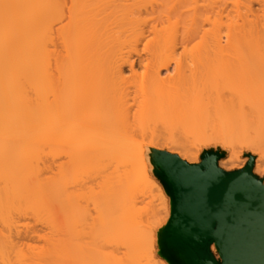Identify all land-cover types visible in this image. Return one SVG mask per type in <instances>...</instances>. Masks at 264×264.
Here are the masks:
<instances>
[{
	"label": "bare ground",
	"instance_id": "obj_1",
	"mask_svg": "<svg viewBox=\"0 0 264 264\" xmlns=\"http://www.w3.org/2000/svg\"><path fill=\"white\" fill-rule=\"evenodd\" d=\"M203 2L202 10L198 0H0V264L71 263L66 246L77 226L85 233L76 236L86 245L80 242L83 264H158L155 229L167 222L153 207L152 224L137 210L146 201L141 187L155 186L161 195H152L161 199L154 207L170 213L149 174V162L157 170L161 163L154 139L166 132L155 121L197 135L217 122L208 128L216 139L264 140L260 87L247 97L224 96L209 82L264 79V10L254 14L251 3L232 1L226 13L227 0ZM152 123L164 132L155 136ZM169 131L168 146L180 136L197 140ZM212 136L198 139L204 144ZM78 176L85 184L95 178L96 190L75 185ZM69 184L85 198L90 188L87 204ZM53 213L55 221L64 219L57 225L63 229L57 231ZM54 233L57 240L70 237L60 236V244ZM102 242L125 248L123 257L103 253Z\"/></svg>",
	"mask_w": 264,
	"mask_h": 264
},
{
	"label": "water",
	"instance_id": "obj_2",
	"mask_svg": "<svg viewBox=\"0 0 264 264\" xmlns=\"http://www.w3.org/2000/svg\"><path fill=\"white\" fill-rule=\"evenodd\" d=\"M219 159L208 153L190 164L160 153L158 175L172 200L161 244L173 264H264V181L253 174L255 158L234 172Z\"/></svg>",
	"mask_w": 264,
	"mask_h": 264
},
{
	"label": "rangeland",
	"instance_id": "obj_3",
	"mask_svg": "<svg viewBox=\"0 0 264 264\" xmlns=\"http://www.w3.org/2000/svg\"><path fill=\"white\" fill-rule=\"evenodd\" d=\"M199 1V3H198V6L203 10V5H204V2H203V0H198ZM222 1H226V0H222ZM228 2V4H227V7H226V13L227 12H230V11H232L233 9V6H232V1H239V2H241V3H244V4H249V3H251V6H252V10H253V12H254V14H258V13H260L261 11H263L264 9V7L263 8H261L262 7V4H261V7H260V2H259V0H258V2H256L255 0H227ZM261 1V0H260ZM263 1V0H262ZM183 11H187V9L188 8H181ZM262 9V10H261ZM261 10V11H260ZM225 13V16L227 15ZM263 13V12H262ZM261 14V13H260ZM226 21V20H225ZM224 21V22H225ZM209 28V27H208ZM193 45H190L189 46V49L192 47ZM209 82H211V84H213V86L215 87V89L217 90V91H219V94L220 95H224V96H228L229 94H230V92L231 91H237L238 92V94L240 95V96H243V97H247V96H249L250 95V93H251V89L253 88V86H255V85H258L259 87H260V89H261V91H263L264 92V79L263 78H259V79H215V80H211V81H209ZM132 85H134V84H132ZM167 119H164V121H166ZM157 121V120H156ZM156 121H155V123L154 124H156V126H158V127H162L163 129L165 128V130L164 131H166L167 133H168V136H169V134H170V131H169V129H171V130H173L174 132H175V134H177L176 132L177 131H175L174 129H176V130H179V132L181 131H186L185 133H187L188 135H190V136H194V135H196V139L197 140H201L202 138V136H199L200 138L198 139V135L199 134H202V133H204V136H206V135H210V137H211V135H213L212 137V139L210 138L209 140H208V143H204V144H202L203 142H198L197 140L194 142L193 140H191V139H189L190 137L187 135V136H185V134H184V132H182V134H177V136L179 137V135H184V137H189V138H187V139H185L184 140V138L183 137H181L180 136V138H179V140H177V142H175L176 141V139H175V141H173L172 139L173 138H171V136L173 135V131H172V135L170 136V140H172L171 142H174V144L172 143V144H170L169 146H168V142H165V139H163V138H165V136L164 135H167V133L165 134V133H163V136L162 135H158V138H160L161 137V139H159V140H157L156 138L154 139V140H156V142L157 143H159V146H160V150L162 151V152H165V153H169V154H173V155H177L178 157H180L182 160H184V161H186V162H188V163H190V164H200L201 162H202V160H203V157L206 155V154H208V153H217V154H219L220 155V159H219V162H218V166H219V168H221L222 170H224V171H226V172H234V171H237V170H240V169H243L245 166H246V164L248 163V161H249V158L250 157H254L255 158V165H254V168H253V174L256 176V177H258L259 179H261V180H263L264 181V140L263 141H258V142H252V141H248V142H239V141H236L235 139H233V138H228V137H225V138H221L220 137V139H216V136L214 137V134H212L213 133V131H211L212 133H210V130H213V129H211L210 127H212V124H215L216 125V123L217 122H215V123H212L211 124V122L209 123V125L211 124V126H209V125H207L206 127H208V128H206V129H202V133H200V132H198L197 131V133H198V135L194 132L193 133V131L192 130H187V129H189V128H185V129H183L182 127H185V126H183L182 124V126H181V130H180V124L179 123H176V124H178V126H179V129H178V126L177 125H175L174 127H172V126H170L169 124L170 123H168V124H166L165 125V123H163V121H162V119L160 120V121H162L161 123H156ZM160 121H158V122H160ZM152 123V127H153V130H154V132H153V130L151 129V127H150V125H149V129L154 133V135H155V132H160V130L161 129H157V127H155L154 126V124ZM163 123V124H162ZM174 123V122H173ZM172 123V124H173ZM171 124V125H172ZM218 124V123H217ZM171 127V128H170ZM217 126H215V130L216 129H218V130H216L219 134H221V132H219V130H220V128H216ZM154 128H156V129H154ZM168 131H167V130ZM159 130V131H158ZM214 130V131H215ZM162 132H164L163 130H161ZM191 133H190V132ZM200 131H201V129H200ZM204 131V132H203ZM215 131V132H216ZM224 131V130H223ZM216 132V133H217ZM134 133H137V131H135ZM138 133H140L139 131H138ZM151 133V132H150ZM150 133L148 134V135H150ZM210 133V134H209ZM218 133H217V136H218ZM227 133V132H226ZM158 134H160V133H158ZM162 134V133H161ZM135 135H137L136 137H140L139 136V134H135ZM155 136H157V134L155 135ZM174 136V135H173ZM149 137V139H151V138H154V137H150V136H148ZM174 137H176V136H174ZM178 137H177V139H178ZM208 138H209V136H207ZM219 137V136H218ZM194 138V139H195ZM140 139H141V137H140ZM149 139H147L148 141L147 142H149ZM166 139H167V137H166ZM189 139V140H188ZM204 139V138H203ZM203 139H202V141H203ZM163 140H164V142H163ZM207 140V139H206ZM210 140H211V142H210ZM181 141V142H180ZM205 141V140H204ZM163 143H165V144H163ZM162 144V145H161ZM166 144H167V146H166ZM164 145V146H163ZM145 150H146V154H147V147L145 148ZM61 159V161L63 162V160H64V158H60ZM60 159H59V161H60ZM63 159V160H62ZM60 161V162H61ZM57 162H58V160H57ZM57 162H56V164H57ZM60 162L58 163V164H60ZM61 162V166H62V164L65 162V160H64V162L62 163ZM66 163H67V161H66ZM55 164V165H56ZM54 165V166H55ZM153 164H151L150 162L148 163V166H149V174H150V176H152L153 178H154V180L156 181V183H157V185H159L160 187H161V189L163 190V192L165 193V195H166V197H167V199H168V209H169V211H170V213L168 214V215H170V216H168L167 214H165L164 212L165 211H161V210H163V206L161 205V207H160V211H159V209L158 208H155L157 205H159V203H160V197L161 196H159V198H158V196L155 198L154 196H155V194L157 193V195H161L160 194V191L159 192H157L158 190H156L157 188H154V187H152V189H150L151 187H149V191L151 190V193L146 189V187H145V190H144V188H142L141 187V189H143L142 191H145L144 193L141 191V193L138 195L139 196V199H140V201H141V197H143L142 199H144L145 197V200L147 201H144V203H142V204H140V202L139 201H137V202H139L138 204H137V208L139 207V209H137L138 211L140 210L141 211V208L143 209V211L142 212H140L139 211V213H146V216H149V217H147V222L149 221L150 222V224H152V222H156L155 220L157 219L158 220V218H156V217H152V215H153V213H152V215L150 214V215H147L148 214V211L150 210L151 212H152V208L151 207H153L156 211H157V213H159V218H161V219H163V218H165V220H166V222H167V224H166V227H167V225H168V223H169V221H170V218H171V212H172V200H171V197H170V195H169V192L167 191V189H166V187H165V184H164V182L161 180V178L159 177V175H158V173L160 172V169H158L157 170V167L155 166V165H153ZM67 166L69 167L70 166V164H68L67 163ZM66 166V167H67ZM58 167V166H57ZM56 166L54 167V168H57ZM63 167V166H62ZM71 167V166H70ZM156 167V168H155ZM59 168V167H58ZM64 168V167H63ZM54 170V169H53ZM57 171H58V169H57ZM54 172H55V170H54ZM54 174V173H53ZM95 174V173H94ZM92 175V174H91ZM90 175V176H91ZM81 176V175H80ZM80 176H78V179L76 180L77 182H73V181H71V182H73V183H75V185H76V183H77V185L79 184V182H81V181H84V180H81V179H79V177ZM88 176V175H87ZM57 177V176H56ZM85 177V176H84ZM83 176H82V179H86L87 177H85L84 178ZM89 177V176H88ZM92 177H93V175H92ZM92 177H91V179H92ZM95 177V176H94ZM90 178V177H89ZM89 178H87V179H89ZM57 179V178H56ZM55 179V180H56ZM74 179V178H73ZM91 179H89L88 180V186H86L87 188L88 187H90V186H92L93 184L91 183L90 184V182H93L94 184H95V178L93 179V180H91ZM75 180V179H74ZM79 180H81V181H79ZM97 180L98 179H96V182H97ZM87 180H85V182H86ZM55 182V181H54ZM57 182V181H56ZM69 182V181H68ZM70 183V182H69ZM71 184L72 185V187L74 186V184ZM85 184L84 182H81V184ZM83 184L82 185H80V186H78V187H82L83 186ZM85 184V185H86ZM90 184V185H89ZM70 185V184H69ZM71 185H70V188H71ZM84 185V186H85ZM55 186H57L56 184H55ZM95 187H97L96 185H94ZM94 186H92V188H91V191L93 192V190L92 189H94L95 187ZM76 187V190H77V186H75ZM94 187V188H93ZM147 187V188H148ZM83 188V187H82ZM153 188H154V192L152 191L153 190ZM72 189V188H71ZM84 189H85V187H84ZM64 190H67V188H65ZM74 190L75 189H72V191H73V193H75V192H77V194H80V193H82V191H83V189H81V191H80V188H79V191L80 192H78V191H76L75 190V192H74ZM95 190H96V188H95ZM85 191V190H84ZM155 191H156V193H155ZM55 192V191H54ZM57 192H58V190H57ZM56 192V193H57ZM70 192H71V190H70ZM88 192V193H87ZM87 192H85V194H86V198L83 196V194L80 196V195H76V194H74L75 196H77L78 197V199H77V201L80 203V201L83 199L84 200V198H85V202H86V204H87V201H88V199H87V196H88V194L90 195V196H88V197H91V193H89L90 192V188H89V190L87 191ZM67 193V192H66ZM69 193V192H68ZM84 193V192H83ZM150 193V194H149ZM152 193L154 194V196L152 195ZM58 194V193H57ZM70 194V196L72 195V192L71 193H69ZM63 195V194H62ZM61 195V196H62ZM146 195V196H145ZM149 195H151L152 196V198H150V199H147V198H149ZM55 196V195H54ZM58 196V195H57ZM67 197H66V199H68V205H67V208H68V206H69V198H68V194L66 195ZM75 196H74V198H75ZM148 196V197H147ZM73 197V196H72ZM76 197V198H77ZM80 197V198H79ZM64 198V197H63ZM82 198V199H81ZM153 198H155V199H153ZM53 199L55 200V198L53 197ZM81 199V200H80ZM86 199H87V201H86ZM138 199V200H139ZM80 200V201H79ZM155 201L154 202V204H153V206H150V205H152V204H148V202L149 203H153V201ZM61 201V200H60ZM64 201V200H63ZM162 201V200H161ZM54 202H56V200L55 201H53L52 202V204L54 203ZM59 202V201H58ZM58 202H56V203H58ZM66 201H64L63 203H65ZM74 202V201H73ZM91 203H90V205L88 206V210H92V209H94V206H93V208H91L90 206L92 205V200L90 201ZM56 203H54L55 205H56ZM77 203V202H76ZM81 203H82V201H81ZM80 203V204H81ZM147 203V204H146ZM58 204H60V203H58ZM78 204V203H77ZM84 204V203H83ZM83 204H81V205H83ZM88 204H89V202H88ZM61 205V204H60ZM73 205H75V204H73ZM79 205V204H78ZM77 205V206H78ZM85 205V204H84ZM150 206V208H149V206ZM56 206H58V205H56ZM64 206V205H63ZM71 206L72 205H70V210H71ZM146 206V207H145ZM155 206V207H154ZM145 207V208H144ZM157 207H159V206H157ZM53 208H55L54 206H52V209ZM57 209H59V208H61V206H59V207H56ZM66 208V209H67ZM72 208H74V207H72ZM81 208H83V207H81ZM87 207L85 206V209H86ZM149 210H148V209ZM61 210L63 211V209L61 208ZM78 210V209H77ZM76 210V211H77ZM87 211L86 210V212H90L91 213V215L93 214V212H94V210H92V211ZM54 211V210H53ZM62 211H61V213H62ZM74 211V210H73ZM149 211V212H150ZM59 211H57V213H58ZM64 212L66 213V217H68L69 216V213L70 214H72L71 212H69L68 210H67V212H69L68 214H67V212L64 210ZM54 213L55 214H57L55 211H54ZM53 213V221L56 223L57 221H55L54 220V217H55V214ZM60 212L58 213V214H60V215H62L61 216V218L63 217L64 218V213L63 214H61ZM84 213V212H83ZM79 214H81V213H79ZM141 215V214H140ZM80 216V215H79ZM95 216V215H94ZM146 216H143L142 215V217H143V219L145 220V218H146ZM71 217V216H70ZM69 217V218H70ZM153 218V219H151V218ZM56 218V217H55ZM58 218H60V217H58ZM59 219V223L60 224H63V222H64V219ZM73 219H74V217H72ZM91 218V217H90ZM89 218V221L91 220ZM77 219V218H76ZM79 219V218H78ZM142 219V220H143ZM60 220H62V223L60 222ZM71 220V219H70ZM81 220V219H80ZM143 220V221H144ZM75 221V220H74ZM77 221H79V220H77ZM76 221V222H77ZM88 221V222H89ZM142 221V222H143ZM58 222L56 223V227H58L57 225H58ZM68 222V221H67ZM72 223H70V224H77V223H73V220L71 221ZM91 222V221H90ZM144 223H145V221H144ZM143 223V224H144ZM54 224V223H53ZM67 224V223H66ZM66 224H64V227H65V225ZM79 224V223H78ZM148 224V223H147ZM149 224V225H150ZM68 225V224H67ZM66 225V226H67ZM75 225H73L74 227H75ZM80 225V224H79ZM82 225V224H81ZM80 225V226H81ZM53 227L54 229L56 228V227ZM70 226V225H69ZM84 226V225H83ZM59 227H61V226H59ZM59 227L57 228V231L59 230ZM68 227V226H67ZM71 227H72V225H71ZM85 227V226H84ZM83 227V228H84ZM166 227H164V228H160V227H157L156 229H155V236H156V239H157V242H156V244H155V247H154V249H153V251H152V253H154V255H155V258L156 259H159L158 260V264H159V262H161V264H173V262L170 260V259H168V258H166L165 257V253L163 252V250H162V244H161V241H162V239H163V236H164V230H165V228ZM53 228H52V230H53ZM62 229H63V225H62V227H61ZM66 228V227H65ZM77 228H78V226L76 227V229L75 230H73V228H71V232H72V230H73V232H72V234L71 233H68L67 231L68 230H66V229H64V230H66V231H64V233L65 232H67L66 233V235L68 234H71V237H70V239L71 240H67V241H69V244H68V242L66 241V240H64L63 242V245L61 246V247H59L60 248V250H61V248H62V252H63V249H66V250H69L70 251V253H69V251L67 252L68 254H70V256H66V258L65 259H68V261L69 260H71L72 259V261H71V263H70V261H69V263L70 264H73L72 262H73V260H74V257H77V258H75V259H77L76 261H77V263L78 264H83L81 261H80V259L82 258L81 257V253H82V250L84 249L83 248V246L85 245V243H84V241H81V239H80V241H78L77 239H76V236H77V238H79L80 236H82L83 234H85V233H81L82 235H80L79 234V230L77 231ZM61 229V230H62ZM70 229V228H69ZM81 229V228H80ZM86 229V228H85ZM87 229H88V227H87ZM83 230V229H82ZM82 230H80V232L82 231ZM89 230V229H88ZM57 231L56 230H54V232H56L57 233ZM87 231V230H86ZM86 231H84V232H86ZM89 232V231H88ZM56 233H54V235H52V237L53 236H55V234ZM61 233V232H60ZM76 233H77V235H76ZM89 234V233H88ZM59 234L57 233V236H58ZM72 235H75V236H72ZM86 235H87V233H86ZM61 236V235H60ZM59 236V240L62 242V240L60 239L61 237ZM89 237H90V235H88ZM56 237V236H55ZM69 237H66V238H63V239H67V238H69ZM73 237H74V240L77 242H74V240L72 241V239H73ZM84 237V236H83ZM53 239V238H52ZM58 239V237H56V241H58L60 244H62L59 240H57ZM83 239V238H82ZM85 239H88L87 237L85 238ZM92 240V239H91ZM55 241V238H54V240H53V242ZM55 241V243H57ZM72 241V242H71ZM88 241V240H87ZM87 241H85V242H87ZM93 241H96V240H93ZM70 246L69 248L70 249H72V251L68 248V246H66V248L64 247L63 248V246L64 245H66V243ZM74 242V243H73ZM79 242V243H78ZM80 242H82L83 244H80ZM90 243L89 244H91V245H93L92 243H91V241H89ZM54 243V244H55ZM60 244L58 245V243H57V245L56 246H60ZM75 244V245H74ZM76 244H78V245H76ZM96 244H97V242H96ZM54 245V246H55ZM71 245H73L72 247H71ZM81 245H83L82 247H80ZM77 246V247H76ZM86 246V245H85ZM84 246V247H85ZM89 246V245H88ZM78 248V252H80L79 253V256L77 255L76 256V254H77V252L76 253H74L77 249L76 248ZM91 247V246H90ZM89 247V248H90ZM101 247H102V251H103V253H105V254H108V255H115V256H117V257H119V258H122L123 257V254L125 253V248H123L122 246H119V245H116V244H114V243H106V242H102L101 243ZM57 249V251H59V248L58 247H56ZM79 248H83V249H81V250H79ZM87 248V247H86ZM75 250V251H74ZM212 251L214 252V254L217 256V250H216V247L213 245L212 246ZM64 252H65V250H64ZM61 253V252H60ZM74 253V254H73ZM64 254H66V252L64 253ZM67 255V254H66ZM75 255V256H74ZM60 256V255H59ZM72 256H74V257H72ZM62 257V256H61ZM63 257H65V256H63ZM78 257H79V260H78ZM70 258V259H69ZM217 258H218V256H217ZM57 259V258H56ZM64 261V260H63ZM66 263H67V261H65ZM68 263V264H69ZM75 263V262H74ZM76 263V264H77ZM54 264V263H53ZM61 264V263H60ZM62 264H64V263H62Z\"/></svg>",
	"mask_w": 264,
	"mask_h": 264
}]
</instances>
